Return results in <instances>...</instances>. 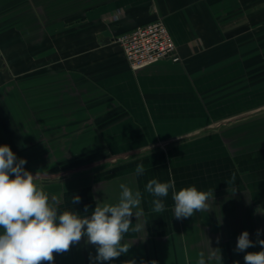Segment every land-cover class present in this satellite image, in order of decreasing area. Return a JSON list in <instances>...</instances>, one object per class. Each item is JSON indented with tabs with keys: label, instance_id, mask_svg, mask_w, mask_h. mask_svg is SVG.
Returning a JSON list of instances; mask_svg holds the SVG:
<instances>
[{
	"label": "crops",
	"instance_id": "0c3cea01",
	"mask_svg": "<svg viewBox=\"0 0 264 264\" xmlns=\"http://www.w3.org/2000/svg\"><path fill=\"white\" fill-rule=\"evenodd\" d=\"M157 18L181 60L134 70L116 38ZM262 31L264 0H0V145L41 169L72 170L36 179L60 211L114 204L120 184L142 193L132 222L145 228L126 234L130 251L112 264H197L201 253L207 264L220 254L244 264L237 237L247 230L255 241L261 229L264 239ZM49 148L56 159L43 165ZM154 177L214 197L177 220L169 194L156 214L144 191ZM90 252L81 241L55 264H89Z\"/></svg>",
	"mask_w": 264,
	"mask_h": 264
},
{
	"label": "clouds",
	"instance_id": "9594fccd",
	"mask_svg": "<svg viewBox=\"0 0 264 264\" xmlns=\"http://www.w3.org/2000/svg\"><path fill=\"white\" fill-rule=\"evenodd\" d=\"M26 163L27 160L18 158L9 145H0V264H55L57 255L70 252L81 241L95 248L94 255L89 253V264H112L129 253V245L122 243L126 234L144 230L147 223L132 222L133 216L137 220L140 215L133 211L140 208L143 198L140 191L120 184V195L114 204H96L91 214H88V205L84 206L85 214L68 208L60 211L55 198H50L36 182V174L25 168ZM134 171L139 177L147 169L141 162ZM144 191L153 198L151 212L156 214L166 210L165 198L171 194L172 214L177 220L207 210L209 199L214 197L212 189L203 191L194 185L177 190L171 178L166 182L151 178ZM80 203L81 197L73 194L71 204ZM261 231L257 229L255 241L249 238L247 230L237 237L234 251L244 253V264H264ZM257 246L260 251H247ZM216 259L222 264L221 254ZM127 264L146 262L132 259ZM197 264H207L203 253Z\"/></svg>",
	"mask_w": 264,
	"mask_h": 264
},
{
	"label": "built area",
	"instance_id": "2783aa9c",
	"mask_svg": "<svg viewBox=\"0 0 264 264\" xmlns=\"http://www.w3.org/2000/svg\"><path fill=\"white\" fill-rule=\"evenodd\" d=\"M116 40L134 70L165 59L181 60L176 41L162 18L125 31Z\"/></svg>",
	"mask_w": 264,
	"mask_h": 264
},
{
	"label": "rangeland",
	"instance_id": "374dc122",
	"mask_svg": "<svg viewBox=\"0 0 264 264\" xmlns=\"http://www.w3.org/2000/svg\"><path fill=\"white\" fill-rule=\"evenodd\" d=\"M46 1H47V3H46ZM32 4H33V0H32ZM43 5H44V7L45 6H49V0H43ZM61 6L64 9V4L63 3L61 4ZM52 28H53L52 26H47V27L44 26L43 29L45 31H47V32H50L52 30ZM263 35H264V31L261 32V37ZM254 79H255V81L258 79L257 75L254 76ZM2 120H4V119H3V116H2V112L0 110V131H2V124H4V122H2ZM27 127H28V122H27ZM17 129L18 128L16 127V130L15 131H17ZM4 134H7V133H4ZM1 138L3 140V138H5V137H2L1 136ZM16 155L19 158V156H20L19 153H17ZM42 156L45 157V159L47 158V160H48L47 164H44L43 163V165H50L51 163H53V160L56 159L57 154L54 153V152H52L51 151V148H49L48 151H46V152L44 151V153L42 154ZM21 158H25V157H21ZM26 160H27V163L25 165V168L27 170H29L30 172H32L34 175L36 174V179L39 182H43V184H49V182H52V180L59 179V177H62V176H68V174H71L72 173V170H69L68 171L66 168H60V169H56V168H53V169H45V168H43V169H41L40 168V162L39 161L37 163H31L30 159L27 158ZM43 167H45V166H43Z\"/></svg>",
	"mask_w": 264,
	"mask_h": 264
}]
</instances>
